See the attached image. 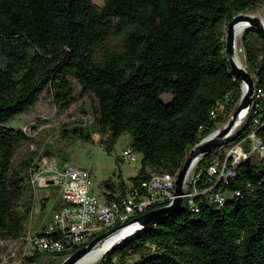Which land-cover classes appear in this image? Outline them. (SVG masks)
<instances>
[{
    "label": "trees",
    "instance_id": "16d2710c",
    "mask_svg": "<svg viewBox=\"0 0 264 264\" xmlns=\"http://www.w3.org/2000/svg\"><path fill=\"white\" fill-rule=\"evenodd\" d=\"M93 1L0 0V240L25 233L34 200L30 162L14 166L16 148L29 138L8 125L44 91L66 108L75 80L94 103L91 126L66 128L61 139L92 141L98 133L111 143L131 135V148L142 156L132 184L151 172L178 173L187 153L238 105L241 81L225 57L226 29L259 0H105L102 7ZM111 35L123 37L119 51L105 46ZM258 38L257 52L246 38L243 45L246 69L264 96V37ZM227 94L223 113L211 119ZM257 103L229 141L245 140L247 152L252 130L264 144V99ZM212 158L204 155L196 171ZM205 177L200 190L208 187ZM229 179L216 187L230 193L221 205L183 203L115 244L98 264H264V156L249 172L242 162ZM44 255L35 252L29 260Z\"/></svg>",
    "mask_w": 264,
    "mask_h": 264
},
{
    "label": "rangeland",
    "instance_id": "374dc122",
    "mask_svg": "<svg viewBox=\"0 0 264 264\" xmlns=\"http://www.w3.org/2000/svg\"><path fill=\"white\" fill-rule=\"evenodd\" d=\"M259 1L260 5L258 7L244 14L258 17L261 20L264 19V0ZM93 2L98 7H102L105 0H94ZM245 38L256 52L261 47V41L253 28L247 29L242 37L238 39L237 51L241 61L247 68V57L243 45ZM122 43V36L111 35L107 39L105 46L119 51ZM71 82L73 97L66 108L56 107L51 95L44 91L31 110L16 117L8 125V127L23 131L29 138L28 141L16 148L14 166L17 167L21 162L29 161L31 168L28 172L31 177L39 174L40 176H48L47 171L55 164L60 170L67 164L71 165L90 173L94 182L92 189L94 195L104 198L112 190H114V193H118L122 184H131L130 178L137 176L141 169L142 156L135 152L137 160L134 162L128 161L123 156L124 150L132 149V137L130 134H123L111 143L107 135L102 136L98 133L91 134L92 141H83L78 138H60V133L66 128L77 124L89 127L93 121L91 117V109L94 105L92 98L82 92L75 80ZM162 98L165 101H169L170 95L164 94ZM230 115L227 113L221 115L223 122L215 130L221 129L229 120ZM228 148H231V143H227L225 151ZM225 151L220 153L212 151L213 158L219 157L223 159ZM248 158H250L251 164H258L261 160V156L254 152H250ZM193 170H191L190 175L194 173ZM107 183L112 187L108 188L106 186ZM33 189L34 199L35 197L38 198L39 212L42 211L44 213V218L42 220V217H39L37 222H35L37 214L32 207L31 213L25 219V233L15 239L0 240V264H61L65 259V256L43 253L45 255L37 262L29 260L35 252L25 250V236L28 232L39 233L42 228L48 225L51 215L57 209L60 187L56 184L39 186L35 183ZM41 198L46 200H39ZM44 207L45 209H43Z\"/></svg>",
    "mask_w": 264,
    "mask_h": 264
},
{
    "label": "built area",
    "instance_id": "2783aa9c",
    "mask_svg": "<svg viewBox=\"0 0 264 264\" xmlns=\"http://www.w3.org/2000/svg\"><path fill=\"white\" fill-rule=\"evenodd\" d=\"M229 97L227 94L224 100L218 103L216 114L211 119H216L223 113ZM261 99H264V96L258 95L255 90L252 106L258 107L257 101ZM258 125L259 123H254V128ZM256 132L257 130H252L246 138L249 140L248 152L245 150L243 140L237 145H231L226 151L222 146L215 149L219 153L225 151V157L212 158L204 171H196L197 163L193 168L194 173L189 174L186 180L183 203L192 205L197 204L198 200L222 203L223 195L230 193L216 187L220 182L227 184L231 180L230 169L237 168L248 158L250 152L259 154L261 158L264 156V145ZM123 156L128 161H136L134 153L128 149L123 151ZM47 173L48 176L39 174V182L41 186H47L52 182L60 187L58 191L60 205L51 215L48 225L39 233H35L33 251L48 255L65 254L86 246L94 236L117 228L146 212L165 207L175 198L177 173L172 175L151 172L147 180L137 184H124L123 192L120 190L118 193L111 192L104 198L94 195L93 178L86 171L68 164L60 170L55 164ZM203 173L206 175L203 183L208 187L200 190L197 184ZM68 255H64L65 258Z\"/></svg>",
    "mask_w": 264,
    "mask_h": 264
},
{
    "label": "water",
    "instance_id": "95a60500",
    "mask_svg": "<svg viewBox=\"0 0 264 264\" xmlns=\"http://www.w3.org/2000/svg\"><path fill=\"white\" fill-rule=\"evenodd\" d=\"M239 21H245L248 26L250 28H253L255 32L261 37H264V25L262 24L260 18L249 16L246 14L237 15L227 25L225 37V57L231 68V71L238 77V79H240L241 86L243 83L247 84V90L246 92H243L242 88L240 89L241 95L236 110L232 113L225 125L221 129H218L215 134L214 132H212L207 137L203 138L188 152L183 166L176 176L174 192L175 198L172 203L165 207L146 212L145 214H142L141 216H138L130 220L129 222L118 226L117 228H113L95 237L86 246H83L77 249L75 252L69 254L61 264H77L86 255L91 253L97 246L103 244L106 240L113 237L114 234L131 226L137 225L138 228L129 235L131 236L137 231H140L141 229L151 226L153 224H156L168 215L181 209L185 194L184 186L193 167L202 159L204 155H207L218 147L229 143L234 133L245 121L253 104L255 93V84L253 77L247 71L246 68L240 67L235 60L234 27ZM243 165L249 172L251 167L250 158H247L243 162ZM49 184H52V182H49ZM124 239L118 241L116 244L120 243Z\"/></svg>",
    "mask_w": 264,
    "mask_h": 264
},
{
    "label": "bare ground",
    "instance_id": "6f19581e",
    "mask_svg": "<svg viewBox=\"0 0 264 264\" xmlns=\"http://www.w3.org/2000/svg\"><path fill=\"white\" fill-rule=\"evenodd\" d=\"M263 17V16H262ZM264 18V17H263ZM262 21V24L264 25V19L261 20ZM247 29H250V27L248 26V24L245 22V21H239L235 27H234V33H235V60L237 62V64L240 66V67H243V68H246L243 64V62L241 61V58L239 56V53L237 51V42H238V39L242 37V35L246 32ZM242 91L243 92H246L247 90V84L246 83H243L242 86ZM258 95H261V91H258ZM220 103V102H218ZM218 103L216 105V107L214 109L211 110L210 112V116H214L216 114V111H217V106H218ZM243 115V114H242ZM241 115V116H242ZM255 123H258L257 120H255ZM217 131V130H216ZM215 131V132H216ZM214 132V134H215ZM252 132V131H251ZM213 134V135H214ZM251 134V133H250ZM239 144L238 143H235V144H231V145H237ZM227 144H224L222 146H225ZM230 145V144H229ZM264 145V144H263ZM129 152L131 153H134L135 155V160H137V154L135 153L134 150L132 149H128ZM233 170L234 168L230 169V172H229V178H231L233 176ZM37 174V173H36ZM189 177V176H188ZM37 183L39 186H41L40 182H39V175L38 176H31V185L33 187V185ZM214 203L213 200H210ZM224 201V195H223V199H222V202ZM218 204H222V203H218ZM192 206V205H190ZM138 227L137 225H134V226H131L129 228H126L116 234L113 235V237L109 238L108 240H106L103 244H100L99 246H97L91 253H89L88 255H86L83 259H81L77 264H97L99 263V261L101 260L102 256H104L108 251L111 250V248L120 240L126 238L127 236H129L134 230H136ZM30 229V228H29ZM105 233V232H104ZM34 235L35 233H27L26 234V238H25V248L27 251H32L33 252V240H34ZM97 237V236H94L92 238V240ZM28 247V249H27Z\"/></svg>",
    "mask_w": 264,
    "mask_h": 264
},
{
    "label": "crops",
    "instance_id": "0c3cea01",
    "mask_svg": "<svg viewBox=\"0 0 264 264\" xmlns=\"http://www.w3.org/2000/svg\"><path fill=\"white\" fill-rule=\"evenodd\" d=\"M39 200H46L45 198H41V199H39ZM37 202H38V198L37 197H35V199H34V202H33V204H34V206H33V208H34V210L36 211V214H37V217H36V219H35V222H37V219H39V217H42V220H43V218H44V213L41 211V212H39L40 211V209H39V206L40 205H38L37 204ZM48 203V202H47ZM47 205V204H46ZM59 205H60V201L58 202V205L56 206V208H58L59 207ZM46 207V206H45ZM45 207L43 208V209H45ZM38 212V213H37ZM50 221V220H49ZM43 229V228H42Z\"/></svg>",
    "mask_w": 264,
    "mask_h": 264
}]
</instances>
